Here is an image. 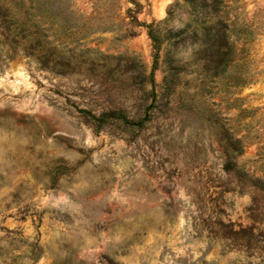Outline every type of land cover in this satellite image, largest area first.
Returning a JSON list of instances; mask_svg holds the SVG:
<instances>
[{
    "label": "rangeland",
    "instance_id": "obj_1",
    "mask_svg": "<svg viewBox=\"0 0 264 264\" xmlns=\"http://www.w3.org/2000/svg\"><path fill=\"white\" fill-rule=\"evenodd\" d=\"M263 183L264 0H0V264H264Z\"/></svg>",
    "mask_w": 264,
    "mask_h": 264
},
{
    "label": "trees",
    "instance_id": "obj_2",
    "mask_svg": "<svg viewBox=\"0 0 264 264\" xmlns=\"http://www.w3.org/2000/svg\"><path fill=\"white\" fill-rule=\"evenodd\" d=\"M148 34L149 37L151 38V40L153 41L154 44L159 45L160 42V36L158 34V32H156L152 27H148ZM185 29H180L176 34H182L184 32ZM168 32H171L170 30ZM174 33V35H176ZM178 41V40H176ZM227 40L226 39H222L221 43L218 42H214V40H212L211 38H209V36L207 35L206 38L202 39V42L200 44V47L203 48V50H207L206 48V44L210 43V56L214 57V61H212L214 63L213 67L210 68V70L212 71L211 74H213V72L215 71H222L225 63H226V59H227V50H226V43ZM29 46L33 47L34 49L37 48L38 50L44 48L45 46L43 45V41L41 42L40 40H29L28 41ZM173 60H178L177 57L171 56V63L172 65H175L172 61ZM206 67H210V66H206ZM209 69V68H208ZM215 74V73H214ZM211 77V76H210ZM82 112H84L86 117H89V119H92L93 122H95V124L97 125V127H100L103 123H105L109 117H113V115H115L114 113H110V114H102L98 117H95L93 115H91L88 111L85 110H81ZM119 118L122 119V121L126 124L129 125H137L138 127H142L144 121L146 120H139L137 122H133V121H128L125 116L119 114L118 115ZM226 169H232L233 165L230 163L225 164ZM259 181V180H257ZM263 188H264V183H263Z\"/></svg>",
    "mask_w": 264,
    "mask_h": 264
},
{
    "label": "bare ground",
    "instance_id": "obj_3",
    "mask_svg": "<svg viewBox=\"0 0 264 264\" xmlns=\"http://www.w3.org/2000/svg\"><path fill=\"white\" fill-rule=\"evenodd\" d=\"M16 67V66H15ZM17 67H18V65H17ZM18 69H19V67H18Z\"/></svg>",
    "mask_w": 264,
    "mask_h": 264
}]
</instances>
